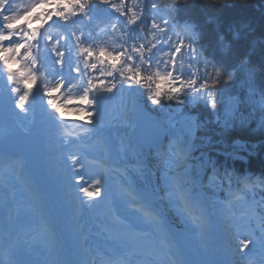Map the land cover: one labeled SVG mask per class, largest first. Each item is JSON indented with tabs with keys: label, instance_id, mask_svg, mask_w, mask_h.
<instances>
[{
	"label": "snow or ice",
	"instance_id": "snow-or-ice-1",
	"mask_svg": "<svg viewBox=\"0 0 264 264\" xmlns=\"http://www.w3.org/2000/svg\"><path fill=\"white\" fill-rule=\"evenodd\" d=\"M189 2L170 0L161 8L152 0L148 38L142 35L144 9L128 7L126 0L119 3L114 0H27L26 3L0 0V76L5 104L10 102L13 110L27 114L39 97L47 102L45 113L50 125L67 129L69 126L62 119L65 112L56 103L60 97L54 95L63 90L64 98L69 101L73 96L78 97L79 104L74 110L87 113L88 123L92 125L79 126L86 139L77 133L73 140V133L68 132L60 145L62 149H69L66 155L76 198L90 208L99 203L95 198H107L111 213L105 234H97L89 264H131L133 255L150 253L158 246H164L171 264H189L177 255V232L183 233L184 229L173 230L175 218L190 221L203 236L214 216L227 222L234 215L230 202L228 208L217 207L214 201L196 191L197 184L188 164L190 149L179 141L164 153H158L160 163L155 171L149 168L136 145L121 142L110 150L107 141H102L104 159L91 161L100 168L94 184L85 186L76 181L77 165L83 169L89 162L78 148L91 146L86 145V140L94 142L98 118L116 94L131 92L139 86L146 89V98L153 105H162L165 100L183 103L182 97L192 93L203 95L215 109L217 93L234 82L235 69L226 73L202 55L197 47L196 27L179 23V5ZM218 2L203 0L210 21L216 19ZM36 22L39 24L34 27ZM90 24L95 25V31L87 27ZM52 30L57 32L56 38ZM45 53L51 54V65L47 57L42 58ZM11 60L18 61L22 69L10 67ZM192 67L196 68L195 72L191 71ZM161 81L169 85L166 91L161 90ZM33 86H37L35 92ZM129 147L136 159L130 166L132 174L110 162L123 158ZM110 170L120 172L123 177L115 195L109 186ZM215 175L214 172L213 179ZM225 178L230 179V175L225 173ZM79 180L85 181L84 175L80 174ZM242 182L246 188L264 185V179L251 177ZM80 193L91 199L84 201ZM128 209L133 211L126 215ZM256 227L264 234V213L258 216ZM233 235L237 259L246 255L244 250L251 251L250 245L264 246V235L260 241ZM169 241L177 252L168 248Z\"/></svg>",
	"mask_w": 264,
	"mask_h": 264
},
{
	"label": "trees",
	"instance_id": "trees-1",
	"mask_svg": "<svg viewBox=\"0 0 264 264\" xmlns=\"http://www.w3.org/2000/svg\"><path fill=\"white\" fill-rule=\"evenodd\" d=\"M151 2L136 0L134 4L133 0H126L128 7L138 5L144 9L146 31L149 27L146 25L151 24ZM156 2L163 8L170 0ZM179 8V23L193 24L199 33L197 47L202 55L226 73L235 69V80L217 93L215 109L203 95L192 93L182 97L183 103L165 100L162 105H153L142 87L137 88L136 103L149 109L159 120L167 113L179 119L183 130L181 141L190 149L192 167L197 173L202 166L207 168L204 174L201 172L207 191H216L213 179L216 166L225 187L246 174H252L253 180L264 179V0H219L216 19L212 21L208 19L203 0H190ZM191 71L195 72L196 68L192 67ZM168 87L161 81L162 91ZM190 115L196 117V127L191 124ZM156 141L151 136L146 143L151 146ZM152 162L155 171L159 163ZM225 173L230 179L225 178ZM258 188L264 194V185ZM238 190H245L242 183ZM230 203L234 214L231 223L241 224L238 198L234 197ZM175 219L180 226L190 227L182 218Z\"/></svg>",
	"mask_w": 264,
	"mask_h": 264
},
{
	"label": "rangeland",
	"instance_id": "rangeland-1",
	"mask_svg": "<svg viewBox=\"0 0 264 264\" xmlns=\"http://www.w3.org/2000/svg\"><path fill=\"white\" fill-rule=\"evenodd\" d=\"M76 118L78 119L79 117H76ZM65 162L67 164L70 163V161L67 158V155H65ZM77 169L79 170V173L76 175V178H77L76 181L78 183H85V186L93 185V181L90 177V169L87 167H84L83 169H79V164L77 165ZM80 174L84 175L85 181L79 180ZM79 195L83 197L82 193H80ZM76 196H77V193L75 192V200L77 203L76 216H77L78 222L81 223V225L83 226V230L85 234L83 237V244L87 246L85 257L88 260H92L94 256V242L97 239V234L103 235L105 233H103L102 231L99 230V228H97L95 221H94L95 220L94 213L91 211H88L86 203H81L76 198ZM83 199L85 201L84 197ZM213 220L214 222L207 227L206 233L214 234L215 236H217V238L221 242L225 244L226 246L225 264H255L253 257L257 255L258 251L253 245H250L251 251L244 250L246 255L237 259L235 249H234L235 235L233 234L239 235L240 239H245L246 237L243 234V232L239 228L233 226L229 220L227 222H221L216 217H213ZM226 230H227V235L225 234ZM184 235H186V237L192 236L194 239L193 243H189V247L187 248V251H185V256L189 259L194 257L195 264H206L208 261V253L206 252L203 245L201 244L202 236L199 234V231L186 232ZM141 258H145L144 255H133L130 258L131 264H137V261ZM147 264H158V263H154L153 260H148Z\"/></svg>",
	"mask_w": 264,
	"mask_h": 264
},
{
	"label": "water",
	"instance_id": "water-1",
	"mask_svg": "<svg viewBox=\"0 0 264 264\" xmlns=\"http://www.w3.org/2000/svg\"><path fill=\"white\" fill-rule=\"evenodd\" d=\"M138 118L141 119L142 122L140 124V128L146 131H157L155 128H157L151 121V116L146 112H140L138 114Z\"/></svg>",
	"mask_w": 264,
	"mask_h": 264
}]
</instances>
